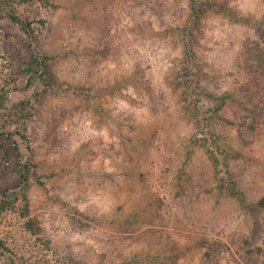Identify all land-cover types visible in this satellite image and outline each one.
Instances as JSON below:
<instances>
[{"label": "rangeland", "instance_id": "rangeland-1", "mask_svg": "<svg viewBox=\"0 0 264 264\" xmlns=\"http://www.w3.org/2000/svg\"><path fill=\"white\" fill-rule=\"evenodd\" d=\"M207 1L212 7L52 0L55 9L25 12L16 0L44 31L58 81L74 90L49 91L39 105L41 86L22 87L7 103L35 106L31 148L10 144L38 164L45 182L34 181L28 195L54 264H201L216 238L245 234L263 244L264 126L250 134L237 124L257 103L242 89V52L248 40L264 45V0ZM2 24L15 44L28 41L18 26ZM195 72L203 95L191 97ZM0 174L1 201L19 178L5 167ZM222 264L234 261L226 254Z\"/></svg>", "mask_w": 264, "mask_h": 264}, {"label": "trees", "instance_id": "trees-1", "mask_svg": "<svg viewBox=\"0 0 264 264\" xmlns=\"http://www.w3.org/2000/svg\"><path fill=\"white\" fill-rule=\"evenodd\" d=\"M196 1V4L212 7L207 0ZM20 3L25 5V12L39 5L48 10L57 8L52 0H21ZM192 10L197 19H200L201 10L195 3ZM5 20L18 26L28 41L18 45L13 42L10 34L1 32L2 22ZM38 22L42 27L46 26V21ZM34 24L29 16H24L16 0H0V42H5V46L2 45L0 49V168L12 170L19 178V189L6 188L0 201V255L6 257L9 264H54L50 256L57 255L51 240L44 238L41 226L31 216L28 190L34 181L41 186L45 185L38 164L30 156L27 157L19 145L10 144V141L17 143L22 140L29 143L28 148H31L29 124L35 111L31 100L22 101L15 108L9 109L7 103L12 90L40 85L42 90L36 94L39 105L43 104L49 91H74L71 87H63L58 81L52 66L55 58L47 54L41 46L40 35L44 31L39 28L38 33ZM185 40L189 46L187 58H191L189 54L194 51L192 34H186ZM242 58V68L247 76L242 89L250 93L257 103L253 108L244 107L245 114L237 125L254 134L264 126V45L260 41L248 40L243 46ZM198 76L199 72L188 75V96L203 95L200 82L194 83ZM21 82L25 86H20ZM1 177L0 174V179ZM257 206L263 213L264 220V195L257 202ZM4 232L9 236H3ZM226 254L231 256L234 264H264V242L258 244L256 239L245 234H234L228 240L213 239L206 244L201 264H222Z\"/></svg>", "mask_w": 264, "mask_h": 264}]
</instances>
